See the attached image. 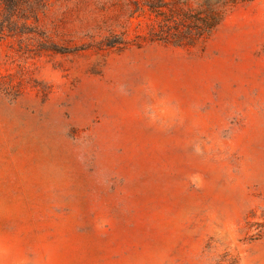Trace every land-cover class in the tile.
I'll list each match as a JSON object with an SVG mask.
<instances>
[{
    "label": "rangeland",
    "instance_id": "obj_1",
    "mask_svg": "<svg viewBox=\"0 0 264 264\" xmlns=\"http://www.w3.org/2000/svg\"><path fill=\"white\" fill-rule=\"evenodd\" d=\"M146 1L6 23L0 264H264V0L195 48Z\"/></svg>",
    "mask_w": 264,
    "mask_h": 264
},
{
    "label": "trees",
    "instance_id": "obj_2",
    "mask_svg": "<svg viewBox=\"0 0 264 264\" xmlns=\"http://www.w3.org/2000/svg\"><path fill=\"white\" fill-rule=\"evenodd\" d=\"M196 9L187 7L185 0H149L144 3L153 17L150 40L176 48H195L205 45L222 27L228 15L238 6L255 0H199ZM46 0H0L5 11V21L0 23V38L11 25L13 18L22 15L29 20L35 17ZM144 8L138 6L137 11Z\"/></svg>",
    "mask_w": 264,
    "mask_h": 264
}]
</instances>
